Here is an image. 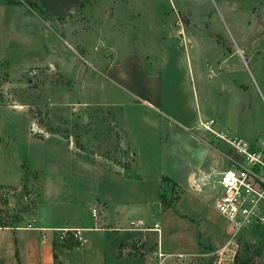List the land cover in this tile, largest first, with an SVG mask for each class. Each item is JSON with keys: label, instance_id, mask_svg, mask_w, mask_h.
I'll list each match as a JSON object with an SVG mask.
<instances>
[{"label": "rangeland", "instance_id": "obj_1", "mask_svg": "<svg viewBox=\"0 0 264 264\" xmlns=\"http://www.w3.org/2000/svg\"><path fill=\"white\" fill-rule=\"evenodd\" d=\"M0 4V182L20 172L0 185V225H30L41 195L43 221H86L95 196L122 189L140 228L137 205L160 186L158 200H181L161 215L153 205L155 222L166 252L183 254L160 263L151 227L128 243L139 264H264V228L232 235L218 188L184 182L197 160L169 163L159 140L171 136L160 114L230 156L214 132L264 137V0H83L61 17Z\"/></svg>", "mask_w": 264, "mask_h": 264}, {"label": "crops", "instance_id": "obj_2", "mask_svg": "<svg viewBox=\"0 0 264 264\" xmlns=\"http://www.w3.org/2000/svg\"><path fill=\"white\" fill-rule=\"evenodd\" d=\"M17 1H21L18 3L21 5H24V2L33 4L40 9L42 14L50 17H61L71 14L76 7L83 2V0H15V3ZM0 6L7 7L10 6V4L5 6L0 4ZM7 18L9 19L12 17ZM144 102L149 107H154L152 103L145 100L143 103ZM159 120L167 130H171V136L167 133V137L162 135L159 138L160 142L163 144L161 147L163 153H161V155L165 158H170L169 163L171 161L189 160L191 158L197 160L194 166L191 165L194 169L191 168L186 173L184 182L187 180L190 185L194 176H197V179L202 174H208L213 168H215V165L220 162L218 160V153L216 152L217 148L215 147L211 150L208 144L202 140V137L201 139L196 138L188 132L187 128L175 125L174 122L162 114L159 115ZM199 120H201V116ZM175 128L177 130H175ZM225 131L229 132L228 130ZM130 148L139 165L140 156L138 157L137 152L141 155V151L135 149L133 145H130ZM224 166H227V163H224ZM19 175L20 172L16 178H10L8 180H5L4 178V181L0 182V185L15 183L18 180ZM159 190L160 186L156 189L153 198L147 201L146 204L137 205V208L143 211V216H140L142 218L139 219L143 221V227L140 228H133L127 224L128 218H125L126 216L123 214L124 199L122 189H119L118 191L115 190L116 194L114 196L108 191H105L103 194L94 197L95 199L100 200L99 208L102 211L100 223L97 224L94 223V221L91 222L93 219L89 212L86 221L83 220L84 217L83 219L76 217L72 222H63L61 220L59 222L43 221L38 214L44 205L43 196L41 195V202L38 203L35 209L34 219L30 225L18 228L5 225L0 227V264H17L15 257L16 250L18 251L19 261L22 264H54V243L57 244L55 251L58 254L61 264H139L137 262V257L135 259V257L129 255L130 250L128 248V243L133 237L135 231L149 230L146 232H155L151 227H157L159 230L158 238H154L156 236L153 233H148L150 238L158 244L156 246V251L153 254L155 255L158 250L164 254V257L165 255L172 257L179 256V254L183 253L169 251V248H171V245L169 244L167 245L168 252H166L163 228H160L158 221L155 222L156 217L152 210L153 205L158 206V214L160 215L162 212L173 210L172 207L167 210L160 209L158 200ZM87 199H92L90 191ZM176 205L174 204L173 207ZM92 207H94V205ZM204 215L205 213L202 212V216ZM183 217L193 219L190 215ZM63 229H76L78 231L80 237V245L78 247L72 249L61 247L63 243L59 242L58 236L60 230ZM97 233L102 234L101 237H91V235ZM150 256L151 257H149V253L144 254L140 260L141 264L152 262V254H150ZM163 258L159 260L160 263ZM174 264L176 263L174 262Z\"/></svg>", "mask_w": 264, "mask_h": 264}, {"label": "built area", "instance_id": "obj_3", "mask_svg": "<svg viewBox=\"0 0 264 264\" xmlns=\"http://www.w3.org/2000/svg\"><path fill=\"white\" fill-rule=\"evenodd\" d=\"M214 135L232 148L236 156L216 150L220 165L202 174L199 182L193 177L190 186L197 191L209 184L218 188L214 209L225 219L232 235L251 227L264 228V137L246 140L230 133L214 132ZM224 163H227L225 168ZM90 212L94 223H100V208L94 206ZM137 225L132 223V226ZM156 230L159 232L158 228ZM68 236L80 245L76 229L60 230L59 242H65ZM155 256L161 259L164 254L158 251Z\"/></svg>", "mask_w": 264, "mask_h": 264}, {"label": "trees", "instance_id": "obj_4", "mask_svg": "<svg viewBox=\"0 0 264 264\" xmlns=\"http://www.w3.org/2000/svg\"><path fill=\"white\" fill-rule=\"evenodd\" d=\"M21 1H17L16 3H20ZM25 5L27 6H31L30 3H27V2H24ZM33 5V4H32ZM80 6H83V2L80 4ZM161 181L162 182H167L168 184H171L172 187H176L177 184L175 181L169 179L168 177H161ZM159 200H160V206L162 208V210H167V209H170L173 204L175 202H177L179 200L178 197H175V198H167L164 194H161L159 196ZM3 226V225H0V227ZM79 246V242L78 241H75L73 240V238L71 236H68V238L66 239L65 242H63V244L61 245L62 248H66V249H72V248H75V247H78ZM57 247V244H53V263L54 264H61V262L59 261V257H58V254L57 252L55 251ZM15 257H16V260H17V264H22L20 261H19V257H18V251L16 250L15 251ZM236 264H246V262H241V263H236Z\"/></svg>", "mask_w": 264, "mask_h": 264}, {"label": "water", "instance_id": "obj_5", "mask_svg": "<svg viewBox=\"0 0 264 264\" xmlns=\"http://www.w3.org/2000/svg\"><path fill=\"white\" fill-rule=\"evenodd\" d=\"M196 181H197V182H199V181H200V179H199V178H197V179H196Z\"/></svg>", "mask_w": 264, "mask_h": 264}, {"label": "bare ground", "instance_id": "obj_6", "mask_svg": "<svg viewBox=\"0 0 264 264\" xmlns=\"http://www.w3.org/2000/svg\"><path fill=\"white\" fill-rule=\"evenodd\" d=\"M208 128V127H207ZM206 129V128H205ZM209 129V128H208ZM210 130V129H209Z\"/></svg>", "mask_w": 264, "mask_h": 264}]
</instances>
